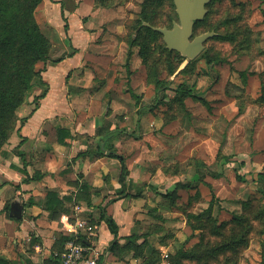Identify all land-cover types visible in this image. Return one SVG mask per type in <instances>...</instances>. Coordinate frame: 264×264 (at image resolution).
<instances>
[{"label": "rangeland", "instance_id": "obj_1", "mask_svg": "<svg viewBox=\"0 0 264 264\" xmlns=\"http://www.w3.org/2000/svg\"><path fill=\"white\" fill-rule=\"evenodd\" d=\"M80 3L91 32L122 31L119 62L95 72L93 83V89L107 83L101 103L115 113L104 126L127 129L101 140L108 150L95 153L114 168L97 198L89 197L106 204L109 189L118 197L115 210L107 206L119 223L114 243L104 245L111 264H264V0H213L195 35L213 29L219 35L194 59L136 23L145 7L154 24L172 27L173 18L179 21L174 0H38L33 18L44 41L34 39L26 13L16 18L22 29L13 27L12 46L0 42V109L12 108L0 118L2 149L20 139L47 90L43 71L68 53L65 36ZM101 37L92 47L107 54L111 40ZM21 72L29 75L28 91ZM158 79L190 93L168 90L162 103L145 109L138 127L137 110L152 103ZM83 211L71 220H85L81 237L97 243L101 207L94 215Z\"/></svg>", "mask_w": 264, "mask_h": 264}, {"label": "crops", "instance_id": "obj_2", "mask_svg": "<svg viewBox=\"0 0 264 264\" xmlns=\"http://www.w3.org/2000/svg\"><path fill=\"white\" fill-rule=\"evenodd\" d=\"M85 8L86 5L80 3L70 17L69 35L65 36L70 46L68 53L62 60L50 62L43 71L47 90L22 126L20 139L2 149L0 154V264H50L59 233L69 235L66 225L74 222L71 216H79L80 208L86 216L96 214L100 207L102 213L103 207L109 213L108 203H97L93 199L88 204L84 196L89 198V194H96V199L114 168L112 162L95 153L99 145L101 148L104 145L101 140L113 131L112 126L107 128L104 123L115 113L109 115L108 107L101 103L107 83L100 89H93V83L95 72H106L119 62L123 42L117 43V36L122 31L102 34L98 29L91 32V20L86 21L82 15ZM100 36L103 40H111L112 49L107 54L100 53L99 44L97 49L92 47L93 40ZM100 54L113 59V63L110 60L101 62L99 57L103 56ZM114 104L113 101V107ZM61 128L69 131L63 140ZM104 149L99 152L106 154ZM82 179L88 181L89 191H84ZM49 190L58 193L70 212L54 213L46 208ZM105 193L109 194L107 198L115 199L109 204L115 210L118 197H112L114 191L111 189ZM15 200L22 203L20 218L10 215ZM95 228H100L98 242L92 243L94 237L92 240L87 237V240L111 264L109 249L105 250L104 245L113 235L106 222L96 224Z\"/></svg>", "mask_w": 264, "mask_h": 264}, {"label": "trees", "instance_id": "obj_3", "mask_svg": "<svg viewBox=\"0 0 264 264\" xmlns=\"http://www.w3.org/2000/svg\"><path fill=\"white\" fill-rule=\"evenodd\" d=\"M149 1H151V0H149ZM146 3H147V1H146ZM210 4L207 5L208 13H209V5ZM37 5H38V0H0V42L1 41L2 42L7 41L12 46L13 33L16 30L13 27L15 26L18 30L22 29L21 27L16 26V25H19V21L17 22L16 18L17 17L19 18V15H25L26 13H27V15H29V16H31L33 18V12H34V10H35ZM143 9L139 13V17L136 19V21H137L136 23L139 24L138 28L140 26H142L143 29H145V30H148V31L153 32V33H158V31H155L151 26H154V27H168V26H161V25L154 24V22H155L154 19L152 18L153 21L150 20L148 18V16H147L146 10H143ZM176 15H177V13H176ZM205 19H206V17L203 20L196 21L195 22V26H196L197 22L204 21ZM32 20H33V24L31 26L30 31L33 32L34 39H36V40L38 39V40H40V42H43L44 38H43L42 34L39 32V26L36 23L34 18ZM174 21H178L176 19V17L172 19V27H173ZM145 22L149 23L151 26L145 25L144 24ZM172 27H168V28H172ZM194 35H195V27H194ZM218 35H219V33L217 32L216 36H218ZM172 51H174V50H172ZM46 56L47 55L45 53H44L43 56L40 53L39 59L43 60V59L46 58ZM62 59H63V57H61L59 59H56L54 61H59V60H62ZM33 73L35 75H37L40 72H38L35 69V70H33ZM18 76L23 79L22 80V82H24L23 83L24 85L22 87L23 90L24 91H28L29 90V83H28L29 75L21 72V73L18 74ZM154 89H155V94H154V98L152 100V103L150 105L139 107L138 110H137V113H138L137 126L138 127H141V117L143 116L145 109L150 110L153 107H155V106L159 105L160 103H162V101L164 100L165 96L167 95V91L168 90H172L176 94H182V93L189 94L190 93V90L186 89V87L183 84H179L178 86L174 87L172 85V81L171 80H166V79H158V80H156ZM6 90H8V89H6ZM10 91L13 92V88H11ZM2 94H4V89L0 88V95H2ZM13 98L14 97H12V95L7 96V99L11 101L10 102L11 105L17 107L19 105V103L14 101ZM8 106H9V104H6V103L1 105L2 109H0V118H2V116L4 114H8V113L11 112L12 108L10 110L8 108ZM2 131H3V129L0 128V142L2 140L1 135H3ZM59 131H60V133H63L62 140H63L64 137H66L69 134V131L66 128H61V129H59ZM122 132H127V129H121V128L120 129H118V128L113 129V131H111L107 136H105L103 138V140L104 139L105 140L110 139L111 136L117 135V134L122 133ZM60 140H61V136H60ZM105 148L107 149V144L105 145ZM99 151L100 152H104L100 145H99ZM1 152H2V144L0 143V154H1ZM19 154L23 156V152H20ZM83 189H84V191L85 190L89 191V185L87 183L83 184ZM78 198L81 199V196L79 195ZM84 198H86L88 200L87 201L88 204L92 203L89 200L88 195H85ZM114 200L115 199H110L108 201V204L112 203ZM45 206L48 209L54 210V213L61 212V211H67V212L69 211L70 212L69 208L66 207L65 203L63 202V200H61L58 197V193L56 191H54V190H49L48 191L47 199H46V205ZM101 217L107 223L109 231L113 235V241L112 242L114 243V240L118 236L119 224L113 218L112 215H109V213L107 212L106 209H104V207H103V213H102ZM74 239L75 238L72 235H64L63 233H59L57 241H56V245L54 246V250L52 251V255L50 257V260H51L50 264H60L61 263L60 254L65 251L67 242L69 240H74ZM75 240H76V242L82 243L83 245L91 246V243L89 242V240H87L86 238H82L81 235H79L78 238L75 239ZM102 259H103V255H100V260H102Z\"/></svg>", "mask_w": 264, "mask_h": 264}, {"label": "water", "instance_id": "obj_4", "mask_svg": "<svg viewBox=\"0 0 264 264\" xmlns=\"http://www.w3.org/2000/svg\"><path fill=\"white\" fill-rule=\"evenodd\" d=\"M212 1L174 0L179 21H174L172 28L154 27L147 22L144 24L163 34L164 42L169 50L177 51L188 59H194L204 50L205 43L217 35L215 30L194 35L195 22L206 17L207 5ZM102 148H105L104 145ZM10 215L16 218L22 217V203L20 201L12 202Z\"/></svg>", "mask_w": 264, "mask_h": 264}, {"label": "built area", "instance_id": "obj_5", "mask_svg": "<svg viewBox=\"0 0 264 264\" xmlns=\"http://www.w3.org/2000/svg\"><path fill=\"white\" fill-rule=\"evenodd\" d=\"M86 223L85 220L68 222L66 230L69 235L77 239L80 235V228L85 226ZM75 239L67 242L65 251L60 254V264H82L83 262H87V264H108L106 257L100 260V255H102L100 250L93 247L92 244L91 246H86L76 242Z\"/></svg>", "mask_w": 264, "mask_h": 264}]
</instances>
